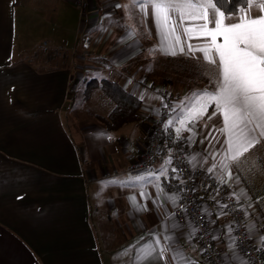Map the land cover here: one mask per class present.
<instances>
[{"label": "crops", "instance_id": "obj_1", "mask_svg": "<svg viewBox=\"0 0 264 264\" xmlns=\"http://www.w3.org/2000/svg\"><path fill=\"white\" fill-rule=\"evenodd\" d=\"M21 3L0 0V264H132L134 250L122 255L123 250L137 241H149L153 233L163 232L165 225L187 257L207 264L196 234L191 241L187 239L194 224L190 220L178 222L175 209L179 200L173 205L167 199L179 196L169 186L174 177L170 150L151 170H133L142 160L164 97L170 96L177 103L192 91L206 88L207 83L210 87L209 76L203 74L202 54L197 52L196 58L171 57L159 51L150 55L149 50L159 44L151 10L144 25L137 23L135 13L141 14L138 9L132 8L129 13L124 7H116L130 5V0H87L83 15L76 0H34L31 3L37 11L23 6L25 14L40 16L46 9L50 19L57 20L58 28L40 42L36 38L38 30L32 38L33 30L27 26L23 50H18L25 56L19 59L16 7ZM35 23L40 27V20ZM133 27L136 35L128 38ZM67 32L70 37L65 40ZM205 41L193 38L189 42L197 45ZM31 50L41 55L39 59L45 65L40 67V62L27 57ZM48 50H60L63 57L50 61L42 56ZM62 61L67 65L54 68ZM46 64L52 67L46 69ZM161 65L165 67L162 76ZM91 78L113 79L138 98L143 96L141 119L110 131L100 120L109 111L107 105L105 114L92 112L88 105V109L76 107L74 86ZM96 96L104 102L101 94ZM208 111L211 114L213 108ZM72 112L69 122L68 114ZM213 125L221 127V119L207 121L205 117L195 128L197 134L190 141L188 155L193 169L219 165L221 144L211 137L205 139ZM176 126L170 129L174 131ZM213 136L223 140L218 132ZM210 153H216L215 160ZM193 155L197 157L192 162L195 167L189 163ZM169 156L172 163L167 166L168 175L159 181L163 194L158 193L155 182H144L147 198L140 196V185L107 183L158 171ZM230 167L234 176L228 188L237 193L243 188L251 197H241L240 201L249 213V224L256 225L257 230L250 234L256 242L264 234V141ZM213 173L222 175L219 167ZM131 196L146 205L147 211L135 210ZM200 197L217 237L214 241L218 254L221 258L231 255L228 244L234 230L230 236L228 227L233 229L232 220L221 215L207 195ZM250 203L254 207L248 208ZM174 224L178 227L173 229ZM236 251L243 256L238 248ZM167 264H171L170 257Z\"/></svg>", "mask_w": 264, "mask_h": 264}, {"label": "snow or ice", "instance_id": "obj_2", "mask_svg": "<svg viewBox=\"0 0 264 264\" xmlns=\"http://www.w3.org/2000/svg\"><path fill=\"white\" fill-rule=\"evenodd\" d=\"M116 7H124L129 13L132 8L138 9L144 18L149 16L151 10L159 44L149 50L150 55L159 51L171 57L182 55L196 58L197 52L202 54L204 73L209 76L211 86L192 91L171 107L164 103L163 107L169 109L170 113H177L164 123V129L178 125L174 128L176 138L180 139L181 133L188 132L191 135L187 139L192 141L197 134L195 128L198 122L205 117L207 121L219 117L222 126L216 128L213 125L205 139L211 137L217 140L221 144L223 155L219 165L213 163L207 168V172L213 173L219 167L222 173L218 177L219 182L221 185H228L234 176L230 164L237 163L264 141V0H224L223 3L221 0H130V5L117 4ZM135 35L136 29L133 27L128 32V38ZM182 35L186 39L182 40ZM193 38H206V41L193 45L189 42ZM158 98L163 101V97ZM210 107L213 108L211 114L208 111ZM204 126H208L207 122ZM213 132H218L223 140H218ZM210 155L215 160L216 153ZM196 159L195 155L191 156L189 163ZM171 163L172 158L169 156L158 171L107 183L123 187L140 185V196L147 198L144 182H155L158 193L163 194L159 181L161 177H167V166ZM192 166L195 167V164L192 163ZM171 170L173 173L179 171L177 168ZM173 178L184 183L178 175ZM236 182H240L239 176H236ZM231 196L238 203L241 197L251 199L243 188L238 193L232 192ZM167 199L176 205L180 197L171 195ZM129 200L135 210L147 211L146 205L137 203L136 196L129 197ZM227 207V204L221 205V208ZM247 207L252 208L254 205L250 203ZM238 210L244 211L245 216L249 215L243 205ZM223 214L225 213H221ZM176 227L178 225H172L173 229ZM256 230L255 223L248 225L249 234ZM197 231L193 227L187 239L191 241ZM232 231L229 226L230 236ZM216 238L213 236V239ZM258 243L256 250L264 253V234L258 237ZM237 247L235 237H231L228 244L231 255L222 257L224 264H250L237 253ZM133 250L135 255L132 264H159L160 261L167 264L169 257L171 264H199L187 257L176 245L175 237L169 234L166 225L163 232L153 233L149 241L142 244L137 241L129 245L122 255H128Z\"/></svg>", "mask_w": 264, "mask_h": 264}, {"label": "built area", "instance_id": "obj_3", "mask_svg": "<svg viewBox=\"0 0 264 264\" xmlns=\"http://www.w3.org/2000/svg\"><path fill=\"white\" fill-rule=\"evenodd\" d=\"M76 4L80 14L83 15L87 0H76ZM88 39V36L84 38L85 47H87L86 41ZM45 45L47 44L45 43ZM54 53L55 56L62 54L59 50H54ZM164 103H167L169 107L175 104L170 96L164 97ZM172 114L169 109L164 108L162 105L160 113L151 128L147 146L142 154V160L134 165L133 170H151L163 153L170 150L174 161L173 168L179 170L174 173V177L178 175L184 181V183H180L179 180L173 178L169 185L180 197L179 205L175 209V218L180 223L190 220L198 229L196 237L201 249L204 250L202 252L203 261L207 264H224L216 250L209 215L200 199L201 194H206L215 203L217 211L225 213L224 215L232 220L237 248L244 258L250 264H264V259H261L264 253L256 250L259 247L258 241L255 242L248 233L249 222L247 216L244 215V211L238 210L242 205L241 201L238 203L231 196L232 190L227 185H221L217 175L209 173L207 170H196L189 166L190 141L187 139L188 136L185 132L181 133L180 139H177L174 131L170 128L168 130L164 129V123ZM222 204H227L228 207L226 209L221 208Z\"/></svg>", "mask_w": 264, "mask_h": 264}, {"label": "rangeland", "instance_id": "obj_4", "mask_svg": "<svg viewBox=\"0 0 264 264\" xmlns=\"http://www.w3.org/2000/svg\"><path fill=\"white\" fill-rule=\"evenodd\" d=\"M22 1V3L20 5H18L16 7V56L20 58L24 57L25 55L23 54H19L18 50H23V36L26 32L27 29V26L29 28H32L33 32L31 31V37H35V31L38 30L37 32V35H36V38L38 39V41H43L44 39H47L48 36L52 35L53 31L52 30H56L58 28V24L56 23L57 20H52L50 19V15L47 13V10L46 9H42V15H34L33 13H30V15H26L25 14V8L27 6H29L28 9H31L34 11H37L36 10V5L32 4L31 1L33 2L34 0H20ZM25 8H24V7ZM41 11V10H40ZM72 16V15H71ZM70 16V17H71ZM135 18L137 20V23H142V25H144V17L142 16V14H138L137 11L135 13ZM41 21L40 23V27H37L38 24L35 23V21ZM29 24L31 25V27L29 26ZM57 27V28H56ZM141 34L142 35H145V31H141ZM70 37V34L67 32L65 33V40H68ZM40 39V40H39ZM38 45V44H37ZM43 47L45 49H49L48 47H46L45 45H43ZM49 52H45L44 54H42V56L44 57H48L50 61H54L56 62L55 60L56 59H60L63 57V55H59V56H55V53L53 50H48ZM60 51V50H59ZM38 52H42L41 50H39ZM61 52V51H60ZM62 53V52H61ZM27 57H29L30 59H32L34 62L38 63L40 62V67H42V65H45L44 63H41L42 61L39 59V56L41 55H35L34 54V50H31V52L29 54H26ZM186 65H189L186 63ZM201 65L204 66V64L201 63ZM106 66V65H105ZM52 67V64H46V69H49ZM160 76L164 75L165 74V67L163 65H161V68H160V72H159ZM204 75H206L205 73H203ZM89 80V79H87ZM81 82H77V84L74 86V89H73V93H74V96H75V105L76 107H78L80 109V107L82 106V108H86V105H88L89 108H91L92 112H96V113H99V114H105L107 113V106L104 102H102L101 99H99L98 96H96L97 94H101L99 90H96L94 93L96 94H92V97L87 99V98H84V95H85V82H83L82 80H80ZM160 81V80H159ZM208 83L206 84V87H208ZM211 86V85H210ZM161 87H163L164 89V83H162L161 81ZM86 100H89L88 102ZM88 103V104H87ZM103 103V104H102ZM94 109H97V111H93ZM79 114L78 112L75 114L77 115ZM86 114H90L92 116V113L91 111H87ZM73 112L71 114H68V120L69 122H71V120L73 119ZM94 120V119H93Z\"/></svg>", "mask_w": 264, "mask_h": 264}, {"label": "trees", "instance_id": "obj_5", "mask_svg": "<svg viewBox=\"0 0 264 264\" xmlns=\"http://www.w3.org/2000/svg\"><path fill=\"white\" fill-rule=\"evenodd\" d=\"M223 2L224 0H221V3ZM55 64L54 68H61L67 65V62ZM85 82L84 98H91L92 94L99 90L104 103L109 107L108 113L100 116V120L108 130H118L141 119L139 115L141 99L125 89L119 82L110 78H91Z\"/></svg>", "mask_w": 264, "mask_h": 264}]
</instances>
